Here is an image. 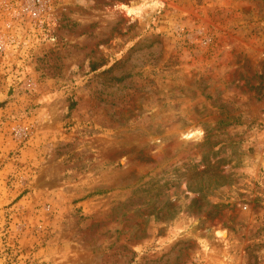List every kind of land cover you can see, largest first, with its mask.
Returning a JSON list of instances; mask_svg holds the SVG:
<instances>
[{
    "label": "rangeland",
    "instance_id": "obj_1",
    "mask_svg": "<svg viewBox=\"0 0 264 264\" xmlns=\"http://www.w3.org/2000/svg\"><path fill=\"white\" fill-rule=\"evenodd\" d=\"M27 2L0 0V264H264V0Z\"/></svg>",
    "mask_w": 264,
    "mask_h": 264
},
{
    "label": "built area",
    "instance_id": "obj_2",
    "mask_svg": "<svg viewBox=\"0 0 264 264\" xmlns=\"http://www.w3.org/2000/svg\"><path fill=\"white\" fill-rule=\"evenodd\" d=\"M27 10L32 14V17H36L37 19H45L50 17L49 12H46V8H49L48 3L51 0H27ZM263 87H264V79H263Z\"/></svg>",
    "mask_w": 264,
    "mask_h": 264
},
{
    "label": "bare ground",
    "instance_id": "obj_3",
    "mask_svg": "<svg viewBox=\"0 0 264 264\" xmlns=\"http://www.w3.org/2000/svg\"><path fill=\"white\" fill-rule=\"evenodd\" d=\"M221 235L224 236V233H222Z\"/></svg>",
    "mask_w": 264,
    "mask_h": 264
}]
</instances>
